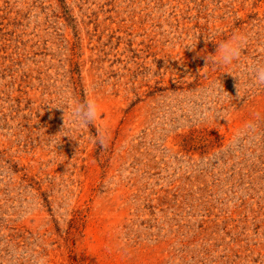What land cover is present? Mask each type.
<instances>
[{"label":"rangeland","instance_id":"obj_1","mask_svg":"<svg viewBox=\"0 0 264 264\" xmlns=\"http://www.w3.org/2000/svg\"><path fill=\"white\" fill-rule=\"evenodd\" d=\"M253 65L264 0H0V264H264Z\"/></svg>","mask_w":264,"mask_h":264},{"label":"clouds","instance_id":"obj_2","mask_svg":"<svg viewBox=\"0 0 264 264\" xmlns=\"http://www.w3.org/2000/svg\"><path fill=\"white\" fill-rule=\"evenodd\" d=\"M244 36H234L230 41L221 42L214 55H211V61L215 65L227 66L238 60L241 54V48L246 42ZM249 71L254 73V80L258 85L264 86V66L253 65ZM97 105L94 101H89L86 105H75L72 108V115L77 125H85L96 119Z\"/></svg>","mask_w":264,"mask_h":264}]
</instances>
